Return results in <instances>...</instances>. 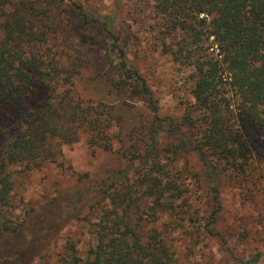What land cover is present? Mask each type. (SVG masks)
I'll list each match as a JSON object with an SVG mask.
<instances>
[{
	"label": "trees",
	"instance_id": "trees-1",
	"mask_svg": "<svg viewBox=\"0 0 264 264\" xmlns=\"http://www.w3.org/2000/svg\"><path fill=\"white\" fill-rule=\"evenodd\" d=\"M156 1L164 26L182 35L174 45L164 41V51L195 69L198 115L160 114L113 16L87 12L74 0H0V121L10 122L0 123V264H31L47 247L40 238L55 234L54 221L73 218L90 225L95 242L83 256L68 239L55 264H193L180 256L176 241L185 238L189 256L205 234L219 238L235 264L261 260L260 252L239 258L216 224L224 210V176L239 180L245 192L249 170L264 172V0ZM97 35L104 58L98 74L109 94L124 107L140 101L149 113L138 131L142 145L126 147V167L102 179L72 170L81 188L71 204L46 219L29 211L25 223H13L15 175L49 163L65 167L60 146L82 134L95 151L113 149L122 133L116 107L76 91L93 62L84 47ZM40 88L44 98L26 110V96ZM190 157L203 175L200 195L184 180L193 177ZM137 194L150 197V208L138 204Z\"/></svg>",
	"mask_w": 264,
	"mask_h": 264
},
{
	"label": "rangeland",
	"instance_id": "rangeland-1",
	"mask_svg": "<svg viewBox=\"0 0 264 264\" xmlns=\"http://www.w3.org/2000/svg\"><path fill=\"white\" fill-rule=\"evenodd\" d=\"M74 1L81 3L87 12L98 11L103 15L115 18L117 33L122 35L124 48L134 57L137 67L149 82L159 103L162 116L171 115L174 118H180L187 112L198 115L191 91L195 69L192 66L181 64L173 58L171 53L164 51V41L174 45L182 35L179 31L173 32L164 26L160 14L156 12V0ZM100 38V35H97V40L89 39V46L84 47L83 51L89 52L93 56V62L80 74L76 86L78 88H75L86 100L103 102L107 106L116 107L114 112L121 116L122 133L118 136L115 135L113 149L105 150L100 147L95 151L87 143L88 135L82 134L79 141L74 144L65 143L60 146L63 159L66 162L65 167L58 166L57 163H49L42 168L15 175L12 198L16 209L11 216L13 223H25L29 211H31V216L33 213H41L42 216L38 217L46 219L53 215L61 205L71 204L73 196L81 188L72 170L80 174L90 172L91 178L102 179L126 167L127 161L123 153L126 147L133 144L142 145L138 131L142 124L147 123L149 113L140 101L129 105V107H124L116 95L109 94L106 82L98 74L104 69L103 53H99L98 50ZM125 41H127L126 44ZM214 48L216 47L214 46ZM43 98L44 90L42 88L36 94L27 95L25 109L37 107ZM0 123L2 127L10 124L6 118H3ZM240 123L242 125L241 120ZM240 123L236 122V126L239 128H241ZM135 127L136 131H134ZM121 138L124 148H120L122 147ZM3 141L4 137L0 132V150ZM190 158H192L190 166H192L193 177L187 176L184 180L189 184L193 194L200 195L201 186L204 184L203 175L199 173L200 169L197 167L195 159ZM182 162L183 160L179 164ZM69 165L72 169L67 168ZM249 171V188L245 192L239 185V180H228L224 176V210L220 214L216 226L226 237L227 246L233 248L239 258L246 260L254 253L260 252L261 260L252 264H264V172L256 166ZM137 197V202L141 207L150 208L149 196H138L137 194ZM92 217H96L95 214ZM164 219L167 218H161L156 227H162ZM202 222L204 223V221ZM54 225L52 229L56 232H54L55 234L52 232L54 234L52 238H49L48 235H43L40 238L41 244L47 243L44 253L37 256L31 264H55L68 239L76 241L79 253L83 256H86L89 248L95 242L90 225L85 220L73 218L64 224L54 221ZM204 236L206 242L199 246L195 254L189 256L186 255L184 249L185 238L176 241L180 256L186 262L235 264V259L225 249L219 238L208 234ZM184 255L187 257L184 258Z\"/></svg>",
	"mask_w": 264,
	"mask_h": 264
}]
</instances>
